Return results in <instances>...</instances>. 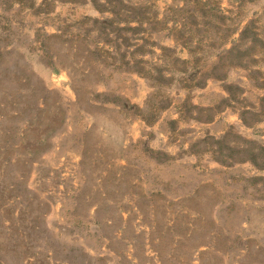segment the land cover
Wrapping results in <instances>:
<instances>
[{
    "label": "rangeland",
    "instance_id": "rangeland-1",
    "mask_svg": "<svg viewBox=\"0 0 264 264\" xmlns=\"http://www.w3.org/2000/svg\"><path fill=\"white\" fill-rule=\"evenodd\" d=\"M0 264H264V0H0Z\"/></svg>",
    "mask_w": 264,
    "mask_h": 264
}]
</instances>
